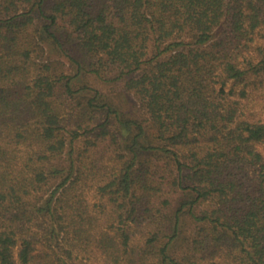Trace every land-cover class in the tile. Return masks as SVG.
I'll return each mask as SVG.
<instances>
[{
	"label": "trees",
	"instance_id": "obj_1",
	"mask_svg": "<svg viewBox=\"0 0 264 264\" xmlns=\"http://www.w3.org/2000/svg\"><path fill=\"white\" fill-rule=\"evenodd\" d=\"M256 78L264 0H0V264H264Z\"/></svg>",
	"mask_w": 264,
	"mask_h": 264
},
{
	"label": "rangeland",
	"instance_id": "obj_2",
	"mask_svg": "<svg viewBox=\"0 0 264 264\" xmlns=\"http://www.w3.org/2000/svg\"><path fill=\"white\" fill-rule=\"evenodd\" d=\"M252 82L253 84H251L248 89L250 92L248 99V113L256 118L264 119V79L256 78ZM92 83L96 87L101 88L107 98L112 99L116 105H119L126 110H133L134 98L132 95L128 93L124 94L118 87L104 85L99 82L95 83L94 81H92ZM240 86L238 87V92ZM102 259L103 258L98 253L94 252L90 255L87 264H104Z\"/></svg>",
	"mask_w": 264,
	"mask_h": 264
}]
</instances>
